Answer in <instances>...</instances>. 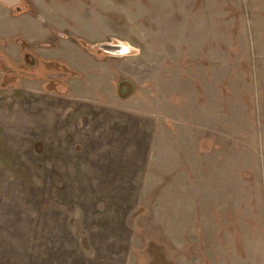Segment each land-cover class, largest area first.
Here are the masks:
<instances>
[{"label":"rangeland","instance_id":"374dc122","mask_svg":"<svg viewBox=\"0 0 264 264\" xmlns=\"http://www.w3.org/2000/svg\"><path fill=\"white\" fill-rule=\"evenodd\" d=\"M0 264H264V0H0Z\"/></svg>","mask_w":264,"mask_h":264},{"label":"water","instance_id":"95a60500","mask_svg":"<svg viewBox=\"0 0 264 264\" xmlns=\"http://www.w3.org/2000/svg\"><path fill=\"white\" fill-rule=\"evenodd\" d=\"M4 4H7L11 7L17 6L22 0H1ZM106 50H110L117 53H125L127 47L121 44H104Z\"/></svg>","mask_w":264,"mask_h":264}]
</instances>
